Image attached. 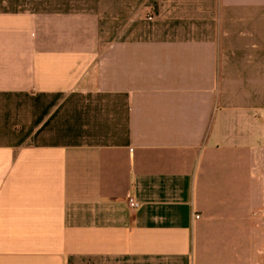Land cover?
Wrapping results in <instances>:
<instances>
[{
    "label": "crops",
    "instance_id": "0c3cea01",
    "mask_svg": "<svg viewBox=\"0 0 264 264\" xmlns=\"http://www.w3.org/2000/svg\"><path fill=\"white\" fill-rule=\"evenodd\" d=\"M0 264H264V0H0Z\"/></svg>",
    "mask_w": 264,
    "mask_h": 264
},
{
    "label": "built area",
    "instance_id": "2783aa9c",
    "mask_svg": "<svg viewBox=\"0 0 264 264\" xmlns=\"http://www.w3.org/2000/svg\"><path fill=\"white\" fill-rule=\"evenodd\" d=\"M128 206L133 209L137 210L140 207V202L131 194H129L126 198ZM199 217V216H197Z\"/></svg>",
    "mask_w": 264,
    "mask_h": 264
}]
</instances>
